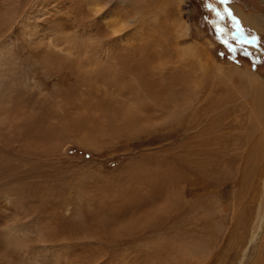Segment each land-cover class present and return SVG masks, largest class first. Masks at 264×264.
Returning a JSON list of instances; mask_svg holds the SVG:
<instances>
[{
    "label": "rangeland",
    "instance_id": "rangeland-1",
    "mask_svg": "<svg viewBox=\"0 0 264 264\" xmlns=\"http://www.w3.org/2000/svg\"><path fill=\"white\" fill-rule=\"evenodd\" d=\"M41 1L72 26L8 63L0 264H264V0Z\"/></svg>",
    "mask_w": 264,
    "mask_h": 264
},
{
    "label": "bare ground",
    "instance_id": "bare-ground-1",
    "mask_svg": "<svg viewBox=\"0 0 264 264\" xmlns=\"http://www.w3.org/2000/svg\"><path fill=\"white\" fill-rule=\"evenodd\" d=\"M43 3L44 2L41 0H0V135L5 134L3 133L4 130L7 132L9 131L12 120V115L10 113L12 101L10 100L9 88L14 83H12V73L14 70L12 71L8 68V63H10L12 60L15 61L16 59L14 54L17 53L15 49L18 44L17 41L20 40L22 45L26 42L37 51L36 47L39 46L40 42L45 39L47 48L46 51H49L47 52L49 54L42 55V57H40L41 65L48 66V68L53 72V70L56 69L54 56L55 54H61V50H59L60 48L53 40L50 32L59 25V27L62 29V32L65 34L66 32L70 31L72 26V23L66 22V20H64L65 18H60L58 16L56 12V7L58 4H56V2L52 1V6H49L48 8ZM237 15L243 22L251 26L253 25L254 27H258L262 23L259 21V19L248 18L242 12H238ZM45 32H48V34L45 37H42ZM249 46L253 47L252 44H249ZM65 57H70V53H68ZM16 61H18V59ZM34 87L37 91L39 90L38 86ZM20 120L22 124L21 118L15 120L14 122H20ZM7 147H9L8 143L6 144V148ZM7 176L8 173H6L5 180L9 178ZM5 185H7V183ZM2 207L6 208L5 198L3 199ZM157 227L159 226L156 225L155 228ZM191 260L193 261V259Z\"/></svg>",
    "mask_w": 264,
    "mask_h": 264
},
{
    "label": "snow or ice",
    "instance_id": "snow-or-ice-1",
    "mask_svg": "<svg viewBox=\"0 0 264 264\" xmlns=\"http://www.w3.org/2000/svg\"><path fill=\"white\" fill-rule=\"evenodd\" d=\"M219 2L221 4H226L228 2V0H219ZM117 3H118V0H111V3L108 5V7H116ZM209 7H211V5H209ZM226 11H228L229 17L232 19V21L234 23V26L237 28V34H240L239 21L237 20V18L235 16H232V13H231L230 10H226ZM102 14H103V12H101L99 14V16L102 15ZM217 15L220 16L219 13H217ZM220 18L223 19L222 16H220ZM255 42H256V38L255 37H252V39L247 40V43H249V44H254ZM225 43H227V42L225 41Z\"/></svg>",
    "mask_w": 264,
    "mask_h": 264
}]
</instances>
